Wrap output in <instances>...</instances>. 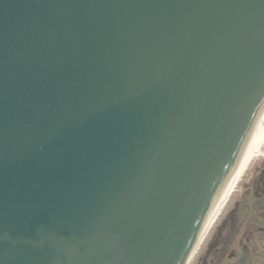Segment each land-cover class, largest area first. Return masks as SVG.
<instances>
[{
  "label": "water",
  "instance_id": "95a60500",
  "mask_svg": "<svg viewBox=\"0 0 264 264\" xmlns=\"http://www.w3.org/2000/svg\"><path fill=\"white\" fill-rule=\"evenodd\" d=\"M264 107V0H0V264H187Z\"/></svg>",
  "mask_w": 264,
  "mask_h": 264
},
{
  "label": "rangeland",
  "instance_id": "374dc122",
  "mask_svg": "<svg viewBox=\"0 0 264 264\" xmlns=\"http://www.w3.org/2000/svg\"><path fill=\"white\" fill-rule=\"evenodd\" d=\"M264 147L262 149V156L257 157L251 162L249 168L246 173L242 177L241 181L238 183L232 197L222 209L219 217L217 218L215 224L210 228L202 242L199 244L196 254L194 255L190 264H233V260L225 257L222 261H219L217 250L223 246L227 241V236H231L232 230H228L227 222H233L235 219H231L233 211H235L236 205L239 207L243 206L244 208L247 205L250 207V211H246L243 209L242 211L249 214L248 218L244 221L245 224L251 222L253 227L256 226L253 224V220L258 222L257 226L260 228L256 233V245L257 248H261L264 251V199L262 203L257 205L254 197L258 196L259 189L255 186V181L257 176L261 174V171L264 170ZM250 192L249 199L247 198V192ZM252 207V209H251ZM247 217V216H246ZM243 224V219L241 220ZM241 234V230H239L237 236L234 233V240H237L239 235ZM234 243H231V247L233 248ZM230 254V253H229Z\"/></svg>",
  "mask_w": 264,
  "mask_h": 264
},
{
  "label": "flooded vegetation",
  "instance_id": "af4514ba",
  "mask_svg": "<svg viewBox=\"0 0 264 264\" xmlns=\"http://www.w3.org/2000/svg\"><path fill=\"white\" fill-rule=\"evenodd\" d=\"M253 181H255V186H257L259 189L258 196L254 197L253 199L255 200L256 204L259 205L264 199V170H262L261 174L257 176V179ZM250 192L251 191L247 192L248 199L250 196ZM247 207L248 200L245 208L243 206V203L241 207H239L237 204L235 211H233L231 217V219L235 220L233 222H227L228 230H232V235L227 236L226 243L217 250L219 261H222V259L227 257L232 260L234 259L233 264H264V251L261 248H257L256 245V233L257 230L260 229L257 225L260 223L253 220V224L256 225L254 227L251 222L245 224L244 221L249 216V214L245 212ZM243 209L245 210L244 212L242 211ZM247 210L250 211V207H248ZM242 219L243 224L241 222ZM248 220L250 221L249 218ZM239 230H241V234L239 235L237 240H234V233H236L237 236ZM231 243H234V245L230 250L229 248L231 247Z\"/></svg>",
  "mask_w": 264,
  "mask_h": 264
},
{
  "label": "bare ground",
  "instance_id": "6f19581e",
  "mask_svg": "<svg viewBox=\"0 0 264 264\" xmlns=\"http://www.w3.org/2000/svg\"><path fill=\"white\" fill-rule=\"evenodd\" d=\"M264 147V107L262 108L254 127L250 131L240 153L234 161L232 168L224 182L223 188L214 202V205L205 221V225L199 235V238L194 245L192 253L187 261L190 264L199 244L202 242L210 228L215 224L222 209L232 197L238 183L246 173L249 165L257 157L262 156V149ZM264 151V150H263ZM264 153V152H263Z\"/></svg>",
  "mask_w": 264,
  "mask_h": 264
}]
</instances>
